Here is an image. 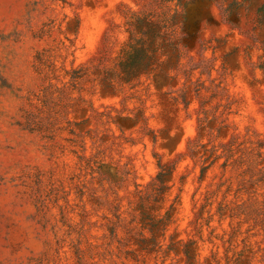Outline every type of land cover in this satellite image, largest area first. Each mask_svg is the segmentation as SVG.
I'll list each match as a JSON object with an SVG mask.
<instances>
[{
  "label": "rangeland",
  "instance_id": "rangeland-1",
  "mask_svg": "<svg viewBox=\"0 0 264 264\" xmlns=\"http://www.w3.org/2000/svg\"><path fill=\"white\" fill-rule=\"evenodd\" d=\"M150 1L0 0V264H264V0Z\"/></svg>",
  "mask_w": 264,
  "mask_h": 264
},
{
  "label": "trees",
  "instance_id": "trees-1",
  "mask_svg": "<svg viewBox=\"0 0 264 264\" xmlns=\"http://www.w3.org/2000/svg\"><path fill=\"white\" fill-rule=\"evenodd\" d=\"M172 1L173 0H151L150 4H149V7H153V6L157 7V6H159L161 9H164L167 6V4L171 3ZM175 1H176L175 5H174L175 12H174V15H173L172 19H173V22L176 24L179 21V19L184 16V8L188 4H190L193 0H175ZM151 15H148L149 21L146 19L145 22H144V26L140 23V26L141 25L143 26L142 31H140L141 35H139V37H141V39H142V44L143 45L140 44V45H142V48L144 46L150 44V42H148V37L147 36H148L149 32H152V29H153L152 26H151V25H153V23L150 22V18L152 17ZM263 15H264V4L261 5V7H260V9L258 10V13H257V17H258L257 26H259L262 23ZM144 16H146V15L144 14ZM144 18H147V17H144ZM132 32H133L132 36L136 37L134 30ZM136 48H137L136 45L133 44L132 47H130L128 54H133V50H135Z\"/></svg>",
  "mask_w": 264,
  "mask_h": 264
}]
</instances>
